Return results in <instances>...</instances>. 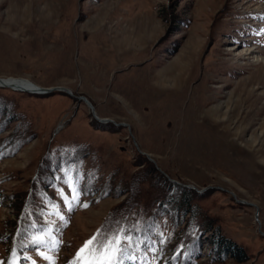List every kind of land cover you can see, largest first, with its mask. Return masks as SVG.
<instances>
[{
  "label": "rangeland",
  "instance_id": "1",
  "mask_svg": "<svg viewBox=\"0 0 264 264\" xmlns=\"http://www.w3.org/2000/svg\"><path fill=\"white\" fill-rule=\"evenodd\" d=\"M5 78L126 126L0 87V264H264V0H0Z\"/></svg>",
  "mask_w": 264,
  "mask_h": 264
},
{
  "label": "snow or ice",
  "instance_id": "2",
  "mask_svg": "<svg viewBox=\"0 0 264 264\" xmlns=\"http://www.w3.org/2000/svg\"><path fill=\"white\" fill-rule=\"evenodd\" d=\"M75 199V197L73 198ZM84 207H87V205H83ZM124 243H128L131 240V237H128L127 235L124 236ZM94 243V240H89L85 248H89V245H92ZM124 243H121L120 233L117 232L113 234L110 238H106V240L103 243H96L95 244V253L96 256L92 260L84 261L83 264H124L123 261V253H124ZM81 252H84L85 249H81ZM89 254L91 255V249H89ZM103 257V258H101ZM45 259H48V257H44ZM129 260H136L137 257L129 256ZM54 264V262H52ZM77 264H81V262L78 260Z\"/></svg>",
  "mask_w": 264,
  "mask_h": 264
},
{
  "label": "trees",
  "instance_id": "3",
  "mask_svg": "<svg viewBox=\"0 0 264 264\" xmlns=\"http://www.w3.org/2000/svg\"><path fill=\"white\" fill-rule=\"evenodd\" d=\"M210 245L213 251H216L223 256L230 255L233 258H236L237 261L242 262L247 258L243 248L239 247L232 240L223 237L219 232L214 233L210 238ZM125 252L130 253L131 251L125 250Z\"/></svg>",
  "mask_w": 264,
  "mask_h": 264
},
{
  "label": "water",
  "instance_id": "4",
  "mask_svg": "<svg viewBox=\"0 0 264 264\" xmlns=\"http://www.w3.org/2000/svg\"><path fill=\"white\" fill-rule=\"evenodd\" d=\"M0 86H5L7 88H10L12 90H19V91H24V92H30L32 93L30 90L26 89V88H20V87H12L10 85H7L5 84L4 82H1L0 83ZM43 90H41L40 92H38L39 94L41 95H46V94H52V93H55V92H63L65 94H67L68 96H71V97H74V98H77L78 101H83L86 105H88L91 110L93 111V114H94V117L95 119L101 123V124H108V123H112V124H115L116 126H126L124 124H121V125H117L116 123L112 122V121H109L107 119H100L99 117L96 116V113H95V109L93 107V105L86 99V98H83V97H75L68 89H64V88H41ZM148 156V155H147ZM149 157V156H148ZM205 191H202L200 193H204Z\"/></svg>",
  "mask_w": 264,
  "mask_h": 264
},
{
  "label": "bare ground",
  "instance_id": "5",
  "mask_svg": "<svg viewBox=\"0 0 264 264\" xmlns=\"http://www.w3.org/2000/svg\"><path fill=\"white\" fill-rule=\"evenodd\" d=\"M248 54V53H247ZM253 53H249L248 55H251ZM1 82H4L5 84L7 85H10L12 87H20V88H26L28 90H30L33 94H38V95H41L39 94L38 92H40L41 88H44V87H40L38 85H35L34 83L28 81V80H25V79H16V78H5V79H0V83ZM174 84V83H173ZM0 87H3V88H7L5 86H0ZM19 91V90H18ZM88 106V105H87ZM89 107V106H88ZM94 107V106H93ZM90 108V107H89ZM91 109V108H90ZM95 109V108H94ZM95 111V110H94ZM219 110L217 109L216 113L219 114ZM95 118V117H94ZM110 124V123H109ZM149 156V155H148Z\"/></svg>",
  "mask_w": 264,
  "mask_h": 264
}]
</instances>
